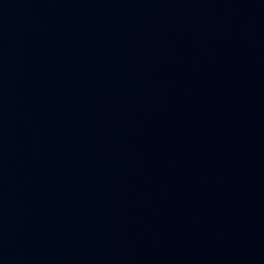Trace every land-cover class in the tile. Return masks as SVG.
Segmentation results:
<instances>
[{"label": "water", "instance_id": "95a60500", "mask_svg": "<svg viewBox=\"0 0 264 264\" xmlns=\"http://www.w3.org/2000/svg\"><path fill=\"white\" fill-rule=\"evenodd\" d=\"M0 264H264V0H0Z\"/></svg>", "mask_w": 264, "mask_h": 264}]
</instances>
